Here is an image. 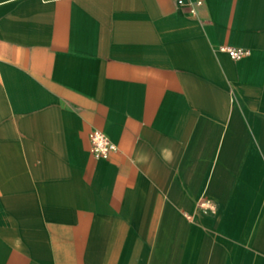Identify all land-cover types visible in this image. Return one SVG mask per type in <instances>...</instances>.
I'll use <instances>...</instances> for the list:
<instances>
[{
    "label": "crops",
    "instance_id": "0c3cea01",
    "mask_svg": "<svg viewBox=\"0 0 264 264\" xmlns=\"http://www.w3.org/2000/svg\"><path fill=\"white\" fill-rule=\"evenodd\" d=\"M196 1L0 0V264H264V0Z\"/></svg>",
    "mask_w": 264,
    "mask_h": 264
},
{
    "label": "built area",
    "instance_id": "2783aa9c",
    "mask_svg": "<svg viewBox=\"0 0 264 264\" xmlns=\"http://www.w3.org/2000/svg\"><path fill=\"white\" fill-rule=\"evenodd\" d=\"M179 4H185L186 0H177ZM197 3H201V0H197ZM194 8L191 6V11ZM221 49L228 51L231 57L241 58L250 53V49L246 47L238 46H227L221 45ZM117 148V145L112 141L108 135H106L102 130L95 129L91 134V151L96 157H108L110 153ZM199 206L205 210H214L216 208V203L207 198L202 199L199 202Z\"/></svg>",
    "mask_w": 264,
    "mask_h": 264
}]
</instances>
